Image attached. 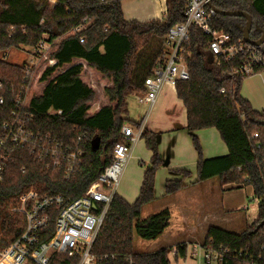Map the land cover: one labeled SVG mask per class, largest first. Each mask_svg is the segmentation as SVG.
Returning <instances> with one entry per match:
<instances>
[{"label":"trees","instance_id":"obj_1","mask_svg":"<svg viewBox=\"0 0 264 264\" xmlns=\"http://www.w3.org/2000/svg\"><path fill=\"white\" fill-rule=\"evenodd\" d=\"M121 2L0 0V97L4 101L0 122L12 120L15 98L29 81L27 63L9 64L3 56L11 49H32L40 42L47 45L30 71L32 85L22 113L30 119L26 126L34 139L23 147H10L2 172L0 250L25 228L23 216L11 211L22 195L32 190L37 197L81 196L111 163L115 144L122 142L121 128L141 124L128 119V99L144 91V81L167 52L166 33L183 22L187 2L165 0L163 18L145 23L125 20ZM211 5L223 12L248 14L252 21L249 39H260L264 0H212ZM245 24L244 18L217 14L212 21V27L229 34L234 44L242 39ZM207 40L200 30L190 28L182 55L189 79L174 87L186 113L184 129L198 155L195 183L218 178L221 185L250 187L258 206L256 219L240 233L209 226L201 246L211 243L230 252L257 255L264 252V227L255 231L264 221V110H254L241 95L242 82L249 77L237 73L241 59L214 58ZM255 50L264 58V43ZM209 128L218 132L227 149L225 156L202 159L195 132ZM78 138H82L84 154L77 170L67 175L62 165L57 166L61 160L54 161L44 150L48 141L66 146ZM141 139L151 157L138 195L132 203L114 195L91 249L96 264H169L167 249L137 253L133 248L134 237L156 240L170 220L167 208L141 219L142 208L156 200L155 174L162 164L155 134L144 129ZM178 173L184 179L189 175L184 170ZM184 187L182 179L167 181L162 198ZM50 216L43 241L53 233L55 212ZM186 249L185 244H177L176 255L186 258ZM50 264H77V260L53 254Z\"/></svg>","mask_w":264,"mask_h":264},{"label":"built area","instance_id":"obj_2","mask_svg":"<svg viewBox=\"0 0 264 264\" xmlns=\"http://www.w3.org/2000/svg\"><path fill=\"white\" fill-rule=\"evenodd\" d=\"M211 1L186 0L184 20L168 29L165 36L167 52L156 63L152 75L144 81V91L135 96L138 105L151 110L165 86L174 88L178 81L189 79L182 55L183 45L192 27L208 37L207 49L214 58L221 56L228 61L241 59L237 73L251 76L256 69L264 68V58L255 47L249 46L242 39L234 44L229 34L212 27L215 13L209 7ZM30 50L32 56L27 62L26 71L29 81L21 87L15 98L10 113L12 120L0 122V181L10 147H23L34 139L33 133L26 126L30 119L22 113L30 91V71L47 50V45L40 42ZM3 104L0 97V107ZM144 126L142 121L139 127L124 125L121 128L122 142L115 144L111 163L81 196L75 199L60 194L37 197L32 190L22 195L17 207L11 211L23 216L25 228L12 243L0 250V264H50L53 254H64L77 260V264H96V257L91 253L92 246L133 149L141 139ZM47 145L45 154H49L54 161L59 158L61 162L57 166L62 165L64 173L68 175L77 170L84 154L82 138L71 145L54 144L52 140ZM53 212V233L43 241V237L48 236L46 231ZM190 258L201 259L205 264H264V252L257 255L242 251L230 252L222 247L215 248L211 243L203 247L201 244L195 245L191 249Z\"/></svg>","mask_w":264,"mask_h":264},{"label":"rangeland","instance_id":"obj_3","mask_svg":"<svg viewBox=\"0 0 264 264\" xmlns=\"http://www.w3.org/2000/svg\"><path fill=\"white\" fill-rule=\"evenodd\" d=\"M52 2H54V0H51V3ZM31 54L32 52L30 49L19 47L18 49H11L8 52H6V54L3 56V60L9 64L23 65L24 63H27L31 59L32 56ZM171 91L174 92L175 89L172 87H168L167 89L162 91L160 93V95L162 94V98H160L159 95L155 105L153 106L154 109L152 108L151 110H149L148 107L146 106L137 104L135 98L136 94L130 97L128 99V119L132 120L133 122L144 121L145 124L147 123V121L163 122L164 119L166 121V119L170 118L171 115H173L172 112L169 110L171 109L169 107L170 105L168 106V104L172 103V101L167 97ZM241 95L247 98L251 106L256 110L259 111L261 109H264V70L257 72L243 80L241 86ZM174 99H175L174 101L179 106L182 105V103L177 99V97H174ZM202 130H208V129H202ZM209 130L216 131L213 128H209ZM216 133L218 135L219 140L222 142L217 131ZM197 141L200 146L201 157L203 159L202 147L200 141L198 139ZM189 145L197 158L196 163H194L192 170L193 171L192 174L195 177H197L196 166L198 162V155L194 149L191 137L189 138ZM179 146L180 149L176 153L177 157L182 156L185 153L183 147L184 144L179 143ZM147 154H148V150L146 149L145 141L143 139H140L137 142L132 152V157L130 161L128 162L127 166L123 171V174L119 180V184L116 190L118 194H123L124 197L128 199V201H134L135 197H137L142 180L143 171L146 165L149 163L148 161L147 164H138L137 157H145ZM155 178H156V174H155ZM180 179H182V182L185 183L188 177H186L185 179L180 177ZM218 183L219 185L221 184L220 181ZM228 186L229 185H222L219 190L215 189V191L212 192V194L210 193L207 194V191L206 193H204V191L198 192L197 188L188 189L190 187L186 185L184 189L180 190L183 191L188 189L182 195L183 201L180 200L179 204H175L176 201L171 203L172 215H174L171 226L172 229L175 231L177 228L180 227L178 223H180L179 218L181 216L179 215L185 214L183 216L187 218V221L191 225H196L198 228V231L195 232L196 235L194 234L195 237L197 236L203 238L202 233L203 231H205V227L207 226L206 225L207 223H212V224L215 223L214 226H217L219 228L234 233H240L242 230H244L246 225L252 223L256 219V215H257L256 208L258 206V202L250 195L252 191L249 187H247L243 190H240V193L234 194L230 202L227 203L226 202L227 199H225L223 192L227 189ZM203 188L208 189V185H203ZM233 192L235 193L236 191L234 190ZM176 193L172 194L169 197H173ZM220 204H221V209H220ZM153 206L157 207L158 204H155ZM182 207L183 209H185L184 210L185 212L180 213ZM237 207H239L240 209L230 213L226 212V210H231V209L233 210ZM243 208L244 209L246 208V210H242ZM142 215H145V213H142ZM142 215H141V219L145 218V216ZM223 215L225 217H223ZM173 238H171L167 243L164 242V239H159L157 243L148 244L147 241H143L134 237L133 248L134 251L137 253L140 252L153 253L160 249H169V248L172 249L173 248L172 244H174V242L172 241ZM183 238L184 236L180 237L179 238L180 240L178 239L179 240L178 242L183 241ZM194 240L196 241V239ZM201 240L202 239H199L196 242V244L200 245L203 242V240L202 241ZM193 242L192 245L188 247L189 252H191V249L194 248L195 242L194 243ZM175 247L176 246H174V248Z\"/></svg>","mask_w":264,"mask_h":264},{"label":"crops","instance_id":"obj_4","mask_svg":"<svg viewBox=\"0 0 264 264\" xmlns=\"http://www.w3.org/2000/svg\"><path fill=\"white\" fill-rule=\"evenodd\" d=\"M121 8H122V13H123L125 20L127 21L135 20L140 23H145L153 19L163 18L165 14V0H122ZM165 87L162 89V91H164L170 86H165ZM171 92L168 94L167 97L168 99L172 101V103H169L168 106L170 105L169 107L171 109L169 110L172 112L173 115H171L170 118L166 119V121L164 119L163 122L147 121V123L144 126L145 127L144 129L155 134L158 153L162 161V164L156 171L157 173H156V178L154 181V196L156 197V200L153 203H150L144 206L141 210V215L142 213H145V215H142V216H145L146 218L150 215L158 213L159 211L165 208H167L169 212L171 211L168 227L164 230V232L160 235V237H158L156 240H153L154 242L147 241L148 244H151V243H157L159 239H164V242L167 243L169 242L171 238L175 237L172 240L174 242V244H172L173 248L170 249L169 247H167L169 248L167 249L168 251L167 257L169 260V264H205L201 259L190 258V252L188 251V247L192 245L193 241L195 242L193 243L197 245L196 242L199 239L204 240L207 228L211 225L214 226L215 223L213 224L205 223L207 226L205 227V231H203L202 233L203 238L197 237V236L195 237L196 235L195 232L198 231L197 226L191 225L187 221V218L183 216L185 214H180L179 215L181 216L179 218L180 223H178L180 227L174 231L171 227L172 220L174 218V215H172L171 203L176 201L177 203L175 202V204H179L180 200L183 201L182 195L188 189L197 188L198 192L204 191V193H206L207 191V194L208 193L212 194V192H214L215 189L219 190L222 185L221 184L219 185L218 178H213L208 181L201 182V183H195L197 177H195L192 174L193 173L192 170H193L194 163H196L197 158H196L195 153L192 151L189 145V138L191 136L184 129L186 125L185 109L183 105L179 106L174 101L175 100L174 97H176L175 91L172 93ZM242 97L246 99L247 101H249L244 96ZM160 98H162V94L160 95ZM253 109L256 110L255 108ZM261 110H264V109H261ZM195 136L200 141L202 152H203V159H213V158L225 156L227 154L226 146L222 144V142L219 140L216 131L209 130V129L202 130V131L196 132ZM179 143L184 144L183 147H184L185 153L184 155L177 157L176 153L180 149ZM150 157H151V154L149 151L145 157H137L138 164H147V162L150 160ZM196 169H197V166H196ZM182 170L189 172L188 179L187 181H185L184 184L188 185V187L190 188L176 193L173 197L162 198L164 194L165 183L167 181L179 180L181 176L179 175L178 172ZM203 185H208V189L203 188ZM209 188L211 191L209 190ZM245 188H247V186L238 188V186L229 185L227 189L223 192L225 199H227L226 202L229 203L232 197L234 196V194L240 193V190H243ZM234 190L236 191L235 193L233 192ZM116 194L122 197L128 203L133 202V201H128V199H126L123 194H118L117 192ZM250 195L252 196V192ZM155 204H158V206L157 207L153 206ZM220 209H221V204H220ZM238 209L240 208L237 207L233 210L232 209L226 210V212L230 213ZM184 210L185 209H183L182 207L180 213L185 212ZM242 210H246V208L245 209L243 208ZM223 217L225 216L223 215ZM182 236H184L183 241L178 242L180 240L179 238ZM194 239H196V241ZM177 244H185L187 246L186 258H180L176 255L174 246H176Z\"/></svg>","mask_w":264,"mask_h":264},{"label":"water","instance_id":"obj_5","mask_svg":"<svg viewBox=\"0 0 264 264\" xmlns=\"http://www.w3.org/2000/svg\"><path fill=\"white\" fill-rule=\"evenodd\" d=\"M210 9L217 15H223V16H228V17H241L246 20V24L243 28H241V33H242V40L249 46L259 48L263 43H264V29L262 30L261 37L257 41H251L249 39V32L251 29L252 21L251 18L248 14L241 12V11H219L216 10L211 4L209 5ZM98 144V141H95V145ZM264 227V221L259 223L258 226L255 228V231L258 229Z\"/></svg>","mask_w":264,"mask_h":264}]
</instances>
